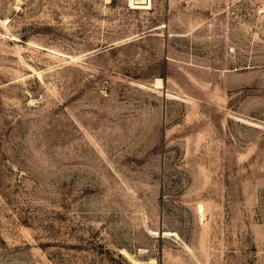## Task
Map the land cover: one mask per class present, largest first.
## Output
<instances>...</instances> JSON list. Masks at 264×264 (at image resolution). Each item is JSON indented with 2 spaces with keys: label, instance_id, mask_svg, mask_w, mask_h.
I'll return each mask as SVG.
<instances>
[{
  "label": "rangeland",
  "instance_id": "374dc122",
  "mask_svg": "<svg viewBox=\"0 0 264 264\" xmlns=\"http://www.w3.org/2000/svg\"><path fill=\"white\" fill-rule=\"evenodd\" d=\"M133 1L0 0V264H264V0Z\"/></svg>",
  "mask_w": 264,
  "mask_h": 264
},
{
  "label": "bare ground",
  "instance_id": "6f19581e",
  "mask_svg": "<svg viewBox=\"0 0 264 264\" xmlns=\"http://www.w3.org/2000/svg\"><path fill=\"white\" fill-rule=\"evenodd\" d=\"M142 1H143V0H142ZM138 2H139V1H138ZM132 3H133V4H132V6H133V5L135 4V2L132 0ZM149 3H150V0H149ZM134 6H135V5H134ZM137 6H139V5H137ZM143 6H144V5H143ZM146 8H149V7L146 6ZM161 80H162V79H160L159 81L157 80L158 84L161 83ZM161 86H162V83H161ZM158 87H159V86H158Z\"/></svg>",
  "mask_w": 264,
  "mask_h": 264
}]
</instances>
